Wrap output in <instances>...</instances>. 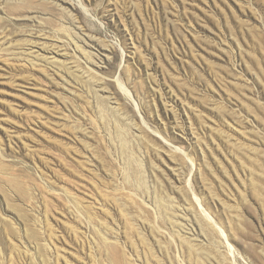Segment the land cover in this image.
I'll list each match as a JSON object with an SVG mask.
<instances>
[{"label":"rangeland","instance_id":"374dc122","mask_svg":"<svg viewBox=\"0 0 264 264\" xmlns=\"http://www.w3.org/2000/svg\"><path fill=\"white\" fill-rule=\"evenodd\" d=\"M106 241L264 264V0H0V264Z\"/></svg>","mask_w":264,"mask_h":264},{"label":"bare ground","instance_id":"6f19581e","mask_svg":"<svg viewBox=\"0 0 264 264\" xmlns=\"http://www.w3.org/2000/svg\"><path fill=\"white\" fill-rule=\"evenodd\" d=\"M22 8L23 7H21L20 12L21 11L22 12L27 11L25 8H23V9ZM80 50H82V48ZM105 246H106V249L108 251L107 253H108L109 260L112 262V264H122L121 259H120V255H119V250H118L119 248H118L117 244L114 242H107L106 241Z\"/></svg>","mask_w":264,"mask_h":264}]
</instances>
